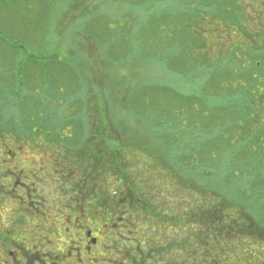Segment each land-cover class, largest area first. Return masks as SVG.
<instances>
[{
    "label": "rangeland",
    "instance_id": "obj_1",
    "mask_svg": "<svg viewBox=\"0 0 264 264\" xmlns=\"http://www.w3.org/2000/svg\"><path fill=\"white\" fill-rule=\"evenodd\" d=\"M212 1L0 0V147H17L21 161L65 159L59 144L91 146L104 134L93 147H114L123 161L151 152L162 161L151 173L168 163L185 182L186 211L199 206L209 220L217 205L221 221L229 216L214 264H264V64L249 60L264 49L234 47L246 46L237 29L264 21L257 0H232L231 10ZM222 57L230 67L211 84ZM7 158L0 148V185L18 164Z\"/></svg>",
    "mask_w": 264,
    "mask_h": 264
},
{
    "label": "flooded vegetation",
    "instance_id": "obj_2",
    "mask_svg": "<svg viewBox=\"0 0 264 264\" xmlns=\"http://www.w3.org/2000/svg\"><path fill=\"white\" fill-rule=\"evenodd\" d=\"M0 148L7 165L18 159L5 170L12 186L0 185V264H202L203 247L217 241L216 208L204 230L199 206L185 209L181 176L168 163L151 173L162 163L151 152L138 151L147 159L132 153L133 162L117 151L115 159L83 166L57 154L44 160L41 152L21 161L17 147Z\"/></svg>",
    "mask_w": 264,
    "mask_h": 264
},
{
    "label": "trees",
    "instance_id": "obj_3",
    "mask_svg": "<svg viewBox=\"0 0 264 264\" xmlns=\"http://www.w3.org/2000/svg\"><path fill=\"white\" fill-rule=\"evenodd\" d=\"M202 1H204V2H206L205 4H207V3H210V5L211 6H213L214 8H215V5L213 4L214 2L212 1V0H202ZM229 2V4L228 5H226V6H224V7H222V8H219V9H225L226 7H227V9L228 10H231V7H236V6H238L239 5V3L238 2H236V4L237 5H235V4H233V2H232V0H229L228 1ZM254 2V4H253V6H254V8H253V11H254V13H256V14H259L260 16H259V19L260 20H262V21H264V8L262 7L263 5L260 3V1L258 2V0L257 1H253ZM242 14L241 15H243L244 16V12H241ZM163 14V13H162ZM162 14H160V15H162ZM201 14V12L199 11L198 13H197V16H199ZM159 15V16H160ZM171 15V14H170ZM165 17H167L166 15H162V16H160V19H164ZM203 19H204V21L205 20H207V18H206V16H203L202 17ZM244 17H240V19H238L239 20V22H242V19H243ZM159 19L158 18H156V21H158ZM203 21V22H204ZM174 22H175V24L177 25V26H179V24H180V22L179 21H176V20H174ZM186 22V21H185ZM208 22H209V20H208ZM201 24V23H200ZM199 24V25H200ZM222 25V24H221ZM191 27V28H189L190 30H192V26L189 24L188 25V27ZM157 26H155V28H156ZM174 27V26H173ZM223 27H224V25H223ZM224 28H226V27H224ZM230 28V31L232 30L233 32H234V30H235V26H230L229 27ZM213 31H214V29H212ZM206 32V30L204 29V30H202V33H201V35L203 36L204 35V33ZM237 32L241 35V36H243L244 37V44H246V46H239V45H235L234 47L239 51V53H240V55H244V52H246V51H252L253 49H254V51H258V49H264V27L262 28V27H260L259 29L258 28H249V27H246V25H244L243 26V29H237ZM187 33H188V31H187ZM202 46H203V43H202ZM200 47H201V45H200ZM247 48V49H246ZM186 53V52H185ZM240 55H236V58L237 57H239ZM50 59V58H49ZM55 57H53L51 60H53L54 62H55ZM221 59V63H219L218 65H217V67H216V70H213V71H211V72H209V75H208V77H209V79L212 81V83L211 84H213L214 83V79L216 78V75L218 76V72H223L222 70L223 69H228L230 66H229V64L228 63H230V58L229 59H226L225 57H222V58H220ZM261 59V60H260ZM47 60H48V58H47ZM237 60V59H236ZM249 60H251L252 61V64H251V67H257V66H262V64H264L263 62H264V50H262L261 52H260V54L257 56V55H255V57H249ZM257 61L258 62H260V65H257L258 63H257ZM255 64V65H254ZM224 65H226L225 67H224ZM237 70V69H236ZM236 70L235 69H233V73H235L236 72ZM211 74H212V77H210L211 76ZM227 76V75H226ZM218 78V77H217ZM227 78H228V76H227ZM228 81V80H227ZM227 81H224V82H227ZM258 81V80H257ZM254 83V82H253ZM255 83H257L256 81H255ZM264 86V85H263ZM58 135V134H57ZM104 134H99L98 136H94L93 135V138L91 139V146L88 144L87 146H84V147H93V142L96 140V138H97V140L98 139H100V140H102V145L104 144ZM103 137V138H102ZM116 140H118L117 138H116ZM46 142H47V145H48V147H49V141H47V140H45ZM57 142V141H56ZM69 145H62V144H59V146H63V147H72V143H73V140L72 139H70L69 140ZM80 144V143H79ZM101 144V143H100ZM102 145H100V147L102 146ZM81 145H78V144H76V143H74V147H80ZM82 147V146H81ZM65 150H63L67 155V157H64L65 159H70V160H81V161H83V166H87V165H89V166H92L93 165V162H92V159H95V158H92L93 157V155L95 156V157H97V156H99L100 154H101V156H102V158H101V160H106V159H112L111 157H109V155L111 154V152L113 153V159H115L116 157V155H115V152H117L118 151V149H115L114 147H112V148H110V147H107V151L105 152V151H101V152H99V151H94L93 149L91 150V149H84V150H81L80 148H77V149H71V148H64ZM48 150H50V148L48 149ZM60 150H62V149H60ZM129 150V149H128ZM105 156V157H104ZM96 160V159H95ZM107 160V161H108ZM107 168H108V166H107ZM218 206L216 205V211H215V213H217V216L219 215L220 217H223L224 215L223 214H221L220 215V212H221V208L220 209H218L217 208ZM206 209H208L207 207H206ZM206 209H205V211H206ZM211 209H212V206H211ZM219 210V211H218ZM203 211V210H202ZM202 222H203V229L204 230H206L208 227H209V225L210 224H212V221H211V216H210V218H209V220L206 218V215H205V212L203 211L202 212ZM226 217V216H225ZM227 219L225 220V221H227L228 219H230L229 218V216L227 215ZM220 218H218V221H217V241L216 242H219L220 240H224V241H228L229 242V238H228V236H227V238H224V237H222V232H226L227 231V226H226V224L227 223H225V221L223 222V221H221L222 219H220ZM232 220V219H231ZM214 223V222H213ZM234 224H235V222H232L231 221V223L228 225L232 230L234 229ZM238 224V223H237ZM232 225V226H231ZM244 225V224H243ZM241 226V225H240ZM220 231V232H219ZM212 232V231H211ZM211 232H208L209 234V236H211ZM219 232V233H218ZM203 233H205V231L203 232ZM227 233H229V232H227ZM232 233H233V231H232ZM237 234V233H236ZM235 236V235H234ZM235 238V237H234ZM220 239V240H219ZM210 247V246H209ZM209 247H203V256L204 257H206L207 258V260H205V259H203V261H202V264H212V260L210 259V258H208V254H209V252H210V250H211V253H213V249H218V244L217 245H215V246H213V247H211V249L209 248ZM195 249V248H194ZM206 250H208V252H207V254H205V251ZM214 258V257H213ZM206 261V262H205ZM214 261L216 262V263H218V260H217V258H214ZM188 264H191V263H188ZM193 264H196L195 263V261H193Z\"/></svg>",
    "mask_w": 264,
    "mask_h": 264
}]
</instances>
